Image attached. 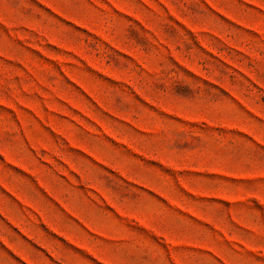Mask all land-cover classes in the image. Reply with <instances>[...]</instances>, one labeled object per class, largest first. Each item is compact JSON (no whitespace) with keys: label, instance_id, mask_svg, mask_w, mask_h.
I'll list each match as a JSON object with an SVG mask.
<instances>
[{"label":"rangeland","instance_id":"1","mask_svg":"<svg viewBox=\"0 0 264 264\" xmlns=\"http://www.w3.org/2000/svg\"><path fill=\"white\" fill-rule=\"evenodd\" d=\"M0 264H264V0H0Z\"/></svg>","mask_w":264,"mask_h":264}]
</instances>
